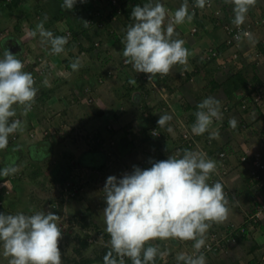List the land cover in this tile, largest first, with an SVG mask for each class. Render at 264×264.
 Instances as JSON below:
<instances>
[{"label":"crops","instance_id":"crops-1","mask_svg":"<svg viewBox=\"0 0 264 264\" xmlns=\"http://www.w3.org/2000/svg\"><path fill=\"white\" fill-rule=\"evenodd\" d=\"M40 1L18 0L12 10L9 9L6 12L0 10V23H6L2 28L5 30V35H8L3 38L4 42H12L9 38L18 40L19 37L22 40L23 35L24 39L22 42L27 46H29L28 44L32 46V43L36 42L35 52H39L41 50L44 51L45 43H42V38L39 34H37L36 37L31 36L37 24L43 23L44 29L48 25L45 30L54 31L56 29L59 34L62 33V30L67 25L63 20L65 19V14L62 12L64 8L61 7L63 1H41L44 3L45 11L41 9ZM152 2L163 4L164 7L168 9V18H170L175 10L183 3V0H152ZM187 2L189 13L192 14L189 0H187ZM17 5L20 7H17ZM219 5L224 13L219 19L220 22L223 21L224 18H229L231 13L234 16L232 11L233 5L226 3L225 0H220ZM263 7L264 0H255V4L249 8L246 14L245 22L258 17ZM87 9L89 8H86V10ZM31 10H33V13ZM37 10H42L45 15L39 14ZM197 13L194 14L191 22L186 20L185 23L175 26L176 34L173 36V39H182L185 42L184 47L187 48L189 52L187 63L184 65H174L169 74L164 76L163 80H166L162 84L161 82H157L160 77L158 74L157 79L155 78L156 80H154L152 84L157 87L159 85L160 88H156L154 99L150 100L151 102L148 100V103L146 102V89L143 86L147 82L143 73L141 81L143 84L142 87L145 90L141 88L143 96L140 101L139 98L136 99L134 94L136 92H134V88L130 86L131 83L129 81L132 80L131 73H128L126 78L125 75L122 76L112 70L109 77H99L106 66L99 65L96 62V55L94 56L93 54H98L97 52L99 51L107 53V55L109 53L108 57L110 59H107V61L119 62V65H121L120 62L125 59L122 54L124 45L121 44V46H116L112 41L105 39V41H107L106 45L104 44L97 48L92 46L90 49H87L89 48L88 41L84 39L81 30H78L79 27L76 25L77 21L70 16L68 20H71L73 25L69 24L68 26L70 27L71 25L72 28L78 32L77 35L83 39V41L78 42H82L83 47L81 48L79 45L76 48H71V52H69L71 55L68 53L69 50L67 47H64V51L61 54L63 56L62 58L64 60L67 55L72 58V56H74L73 51H77V53H79L78 51H81V53L84 51L88 56L84 54L81 55L86 60L89 59V63L83 66L84 69H79L81 73L80 76L78 75L80 73H76V77H72L70 81L63 79L64 82L66 81V84H72L69 94H66V98L71 100L74 98L71 101L70 110L68 109V111H66L69 117L73 116L69 119L70 124H68V129L65 130L64 127L55 128L58 124L56 122H51V108L43 110V120H39L38 118L36 120L33 113L30 112L27 113L26 116L20 115V108L14 105L17 115L22 121L23 128V131L18 130L16 133L20 132V135H22V133L25 132L26 135L27 132L33 130V126L35 127V133L33 137H30L26 141H10L6 147L0 149V154L1 156L3 155L2 158L5 159H3L4 163L1 164L3 168H13L14 164L16 165V160L21 154L26 156L29 155L31 160L36 162L34 165L37 166L41 164L47 167L42 172L48 171L47 176L49 178L54 175L55 164H67L68 166V162H72L71 160L74 158L72 156L74 155L75 162H77L78 165H86V167L83 166L81 168L71 169L72 175L74 174L73 180L74 178L84 180V183L82 182L83 190L73 197L75 205L73 204V206H70L72 212H81L83 211L81 208L82 206L87 207L88 205H93L94 202L106 204L103 188L107 177L115 175L119 178L124 173H131L133 166L129 167V164L132 160L136 163L135 166L146 169L151 167V162L165 160L170 155H180L182 151L178 152V150L187 148L191 151L205 154L206 158H211L216 161V170L210 175V179L207 182L213 184L218 181L223 185L224 190H228V192L225 193L228 201L227 207L229 209L227 219L219 224L213 223L215 228L216 226L218 228H224L225 225H230L232 223L237 225L243 224L246 228V234H243L244 236L243 238L241 237V239H247L248 237L256 238V240H258V245H264V235H259V230L263 231L261 228H264V213L258 224L259 227L249 223L247 215L250 213L255 199V195L253 194L254 186L252 178L249 176L248 165L240 162L239 156H236L235 153L238 151L241 153L245 151L253 152L257 148L260 143V131L264 129V112L261 111L259 107L254 106L241 110L240 107L237 106L239 102V97L237 96H239L240 92L234 87L235 85H230L228 81L232 73L229 72L227 75L223 73V70H229L232 67L233 62H236V64L240 66L239 68H235L239 70H248L252 63L251 60L253 59L252 54L254 50H260L261 47H264V26L260 27V30L257 28L252 36L250 35L249 37L243 38L240 43V48L236 51L237 55L233 57V48H231L226 41V32L223 26L219 22H217V25H215L216 23H212L207 12L203 13L199 11ZM50 14L52 16H50ZM36 15L38 16L35 17ZM50 18H52V20ZM118 21L119 20H117V24ZM112 23H114V21ZM167 23L168 21L166 25ZM195 25L196 27H194ZM108 26L109 24L105 29L109 32H121V30L125 29L122 24L121 27L118 28L115 26L113 28ZM192 26L195 29L191 30L190 28ZM2 33L3 32L0 31V36ZM188 39L189 41H187ZM0 45L1 47L3 46V57V53L6 49L2 41ZM209 47L215 48L218 51V56L206 60L201 56L204 50ZM116 52L117 55L114 58ZM58 55L60 56V54ZM53 61V65L58 63L57 59L54 57ZM260 61L259 64H256L258 67L255 70L259 75V79L252 78L251 75L253 72L249 69L248 74L250 77L248 76V80L249 83H253V86L257 83H263L264 80V69L261 71V68L264 67V59L261 58ZM63 62L67 67L71 68L70 65L72 63L67 65L65 61ZM182 72L185 73L182 74ZM194 73L195 75L200 74L199 76L205 74L207 77L206 80L200 78L205 84L201 90L190 80L192 78L191 75ZM45 81V100L49 104L59 102L63 96L61 93L67 91L58 88L59 86L57 83L59 84V82L57 81H59V79L57 76H51L50 74V77ZM86 85L88 86L87 88H91H89L91 94L88 95L89 97H93L91 101L87 100V92L82 89ZM230 87L232 89L234 88L235 91L232 94V96H234L232 99L228 96V88ZM207 97H214L220 101L222 116L220 119H215L214 124L212 123L208 131L203 135H195L191 131V125H193L191 118L196 119L194 113L198 110L197 104ZM227 101H232L230 104L231 108L229 110H224L222 105ZM133 107H135L137 111H134ZM96 108L103 110L102 115L98 116L95 113ZM165 114L171 117L163 126V136L166 138H162L158 140V144L152 145L148 139L147 141L144 139L145 134L143 133L145 132L143 131H145V129L143 128L146 127L149 131L154 125L158 126L157 121L159 116ZM87 117L90 118V123L92 124L90 129L86 124ZM183 117H187L189 120L185 122ZM232 118H235L237 121V126L234 129L229 126V120ZM187 124H190L189 130L191 131L189 142L181 135V133L186 130ZM243 125L245 127H243ZM169 128H171V131H168ZM111 129H113V131H111ZM43 131L48 134L45 135ZM213 133L218 134V137L210 140L209 136ZM163 139L164 143L168 145H171L172 141L174 142L172 153H165L164 156L161 154L164 148ZM203 143H205L204 146ZM210 146H212L211 149L209 148ZM214 146H216V148ZM25 148L27 149L25 150ZM223 149L229 153L227 159L221 161L217 156V152ZM69 155L70 157L68 158ZM223 169H226L225 172L222 171ZM37 170H31L29 175L20 171L21 176L19 179L25 180L28 177L31 178V181L33 179L46 180L47 176L40 172V170ZM61 179L64 180L62 176ZM50 181L51 178L46 182L50 190L51 186H60L59 180L57 185L51 184ZM67 205H69L68 202L62 204L63 208ZM100 222L103 227L105 226L104 228H100L105 231L106 225L104 219ZM210 230L211 229H208L206 237ZM259 236L261 237L258 238ZM189 242L188 248H192L194 241L189 240ZM160 244H163V241L160 242ZM254 245L258 246L257 243ZM256 246V250L261 249V246ZM230 249L218 257L222 264H228V260L226 262L223 260L229 255ZM215 254H219V252ZM222 256L224 258H222Z\"/></svg>","mask_w":264,"mask_h":264},{"label":"clouds","instance_id":"clouds-1","mask_svg":"<svg viewBox=\"0 0 264 264\" xmlns=\"http://www.w3.org/2000/svg\"><path fill=\"white\" fill-rule=\"evenodd\" d=\"M11 1L0 0V10H12L13 7L9 6ZM76 2L77 0H63L61 7L72 10ZM225 2L233 5V23L237 26L245 22L249 8L255 4V0ZM194 7L204 8L205 0H195ZM199 11L202 10L197 9L194 13ZM194 13H189L187 0H183L170 18L168 10L159 2L148 0L142 6L137 4L132 7L130 19L133 22L127 25L121 40L125 63L130 64L136 73L149 74V81H153L157 74L168 75L174 65L186 64L189 52L184 47L185 42L173 39V36L176 34L175 26L186 20L191 22ZM166 18L168 23L165 26ZM84 22L87 27L88 22ZM45 29L43 23H39L31 36L39 34L42 43H50L51 54L62 53L67 39L53 36L51 31ZM8 49L4 51L3 58H0V149L7 146L11 134L23 131L22 121L12 119L17 116L14 105L20 106V115L26 116L35 103L38 91L34 87L33 75L24 71L21 61L25 59L23 53L18 51L14 55L12 48ZM260 52L261 58L264 57L261 50ZM258 60L255 61L259 62ZM70 66L74 71L78 70L79 62ZM129 82L137 83L136 79ZM239 92L241 94L243 90ZM244 95L238 98L240 102L237 101L241 110H245L241 107L242 98L250 100V96ZM230 104V101L223 103V109L229 110ZM197 109L191 131L195 135H203L214 119L221 118L220 101L207 97L197 104ZM170 119L166 114L161 115L157 124L163 127ZM155 126L158 127H153ZM229 126L236 128L235 118L229 120ZM151 129L152 127L150 133ZM155 137L158 140L164 138L162 133ZM217 137L218 134L213 133L209 139ZM179 151L182 154L151 162L150 168L133 166L131 173H124L119 178L115 175L107 177L103 188L106 232H102L110 236L111 251L105 257V264H117V259L112 256L113 252L119 257V264H124V257H128L132 264H154L158 247L145 245L157 239L194 241L193 248L199 252L205 245L206 233L212 223L219 224L227 219L229 209L223 185L218 181L213 184L207 182L216 170V161L187 148ZM14 171V168L6 167L0 170V175L6 176ZM58 219V215L51 210L37 211L30 215L23 212H0V245L3 256L10 258L8 264H61L59 241L62 233L57 224ZM213 229L215 227L211 230ZM176 260L178 264L181 261L183 264H206L202 253H178Z\"/></svg>","mask_w":264,"mask_h":264},{"label":"rangeland","instance_id":"rangeland-1","mask_svg":"<svg viewBox=\"0 0 264 264\" xmlns=\"http://www.w3.org/2000/svg\"><path fill=\"white\" fill-rule=\"evenodd\" d=\"M41 1H43V0H41ZM106 1L107 0H84V2L83 3L81 2V3H82V6L89 8V10L91 11L93 9V7H99V8L105 7L104 3ZM78 2H79V0H77V2L75 4L77 6L76 8H80L78 6L79 4H77ZM17 7H20V6L17 5ZM40 7L42 10L45 9L43 2L40 3ZM14 10H17V9H14ZM42 10H37V12H39V14L45 15ZM64 10H66V9H64ZM68 11L69 10H67V12ZM31 12L33 13V10H31ZM32 13H31V16H32ZM0 15H1V13H0ZM29 16H30V14H29ZM37 16L38 15H36L35 17H37ZM50 16H52V15L50 14ZM69 17H70V15H67V14L64 15L65 19H63V20L67 23L66 26H68L69 24L73 25L72 21L68 20ZM50 19L52 20V18H50ZM117 20H119L118 24H117ZM167 21H168V18H166V20H165V25H166ZM124 22H125V19L122 20V19L117 18V19H114V23H112L113 25L112 24H109V25L112 28L114 26L118 28V27H121V24H122V26H124V24H125ZM5 25H6V23L5 24L0 23V27H3ZM45 25H47V24H45ZM47 27H48V25L46 26V28ZM70 27H72V26L70 25ZM0 29L3 32L0 37L2 38V44L4 43V45H5L4 46L5 49L7 50L8 47H9V49L12 48L11 52L14 55L18 51H20L21 54L23 53L25 59H30L29 64H27V70H25V71L30 72V73L32 71V73H31L32 75L36 74L35 75L36 78H34L35 79L34 87H36L38 89V91H37V95L35 98V103L33 104L31 111H29V112L33 113L36 120H37V118L39 120L40 119L43 120V118H44L43 110L47 109V108H49V109L51 108L52 109L51 122L52 123L56 122L58 124V126H56L55 128L64 127V129L67 130L68 126H69L68 124H70L69 119H70V117H73V116L69 117V114L66 111H68V109L71 107V104H72L71 101L74 98L72 100L69 98H66V94L67 95L69 94L70 88L72 87V84L68 83L69 84L68 85V84H66V81H68V80L70 81L72 79V77H76V73L77 74L80 73L79 69H84L83 66H85V64L89 63V59L86 60L81 55V54H84V55L88 56V54L84 51H83V53H81V51H78L79 53H77V51H73L74 56H72V58H70L72 60L71 62L72 63L77 62V61L79 62L78 70L73 72V70L71 68L67 67L65 65V63L63 62V58H62L63 56L61 55L62 53H60V56L58 54H51L50 43H45V45H44V47H46L45 50H47V47H48V49L50 51L45 52V50H44V52H45L44 54H43L42 50L39 52H35V48H36V44H37L36 42L32 43V46H30V44H28L29 46L25 45V43L22 42V40L24 39L23 35H22V40L18 37V40L9 38V40H12V42H4L3 38L5 36H8V35H5V30L3 28H0ZM190 29L192 30L193 26ZM258 29L260 30L261 28H258ZM104 30H106V29H104ZM104 30L99 31L100 36L102 37V40H105L106 36H107V32ZM105 33H106V36H104ZM76 37L78 38L77 39L78 41L82 39L78 35ZM107 38H108V41H112L111 36H107ZM187 41H189V39ZM105 45H106V43H105ZM76 47H77V45H75L74 48H76ZM261 51H262L263 56H264V50H261ZM95 52H97V51H95ZM46 53H48V54H46ZM97 53L98 54H96V53L93 54L94 56L96 55V62L101 66H106V67H104V70H102V73L99 75V77L100 76L109 77L110 72L112 70L117 72V74H121L122 76L125 75L126 78L128 76V73L129 74L131 73V79H136V82H137L135 84L131 83V85H130V86H132V88H134L133 89L134 92H136V93H134L136 96V99L139 98V101L142 100L141 99V97L143 96L142 95L143 94L142 89L143 90L146 89L145 94L147 96L146 97L147 103H148V100L150 101V100L154 99V94H155L154 92H156V88L157 89L160 88L159 85L157 87V86H154L152 84V82H154V80H156L157 77H155L156 79L154 78L153 81H149L148 78H146L147 83H145V85H143L145 87V89H144L140 85V84H142V81H141L142 73H136L132 69V66L130 64H126V63L124 64L123 62H125V60H122V62H120L121 65H119V62L116 63V62H111L110 60L107 61V59H110L108 57L109 53H108V55H107V53H104L101 51H99ZM118 54H119V52H118ZM39 55L42 56V58L46 57V60L50 61V64L49 65L47 64L49 69L44 74H41V73L39 74V72H38L39 68H37V69L35 68V64H36L35 60H37V57ZM116 55H117V52L115 53L114 58L116 57ZM53 57L55 59H57V61H58V63H56L54 65H53V63H54ZM84 57H86V56H84ZM0 58H3L2 54H0ZM262 59H264V57H262ZM251 62H256V64H259L261 61L257 62L254 59H252ZM235 67L239 68L240 66L237 65L236 62H233L232 67L229 70L228 69L223 70L224 75L229 74V72H231L233 74L234 72L238 71L239 69H237ZM262 69H264V67L261 68V71H262ZM50 70L52 72H50ZM245 72H246V70H245ZM50 74H51V76H53V75L57 76V78L59 79V81H57V82H59V84L57 83V85L59 86L58 88H60L61 90L64 89L67 91L65 93H61V95H63V96L59 102H57V103L54 102L52 104H49L45 100L46 97L44 94L45 93L44 81L50 77ZM143 74L149 75V74H145V73H143ZM182 74H183V72H182ZM34 75H33V77H35ZM78 75L80 76L81 73ZM194 75H195V73L191 75L192 78L190 80L196 85V87L198 89L201 90V88H203L205 86V84L200 78H204V80H206L207 77L205 76V74L202 76H199L200 74L195 75V76ZM231 75L229 77H231ZM161 77H164V76H161ZM63 79H65L66 81L64 82ZM165 80L164 81L162 80L161 84L163 82H165ZM229 84H230V82H229ZM87 87L88 86L86 85L82 89H84V91L86 90L87 95L86 94L85 95H86L87 100H88V97H89L88 95L91 94L90 93L91 88L89 87L90 89L89 88L87 89ZM147 88H149V89H147ZM236 88L239 91H241V89H242L241 87H240L241 89L238 87H236ZM92 100H93V97H92ZM74 102H75V100H74ZM133 110L137 111V109L135 107H133ZM75 118H76V116H75ZM184 118H186V119H184ZM183 120L186 122L189 119H187V117H183ZM86 124H87V127L90 129L92 124L90 123V118H88V117H87ZM213 124H214V121H213ZM189 126L190 125L187 124V127H189ZM158 128L160 129L162 136H163L164 135V128L160 127V126H158ZM32 129L35 131L34 126L32 127ZM43 133L45 135L48 134L45 131H43ZM182 133H181V135H182ZM26 135H25V132H23L22 135H20V132H18V133H16V138L11 139L9 141H13V142L14 141H22V140L26 141L31 137L30 132H27ZM163 137L166 138L165 136H163ZM163 143H164V139H163ZM151 144L155 145L153 143H151ZM165 144L166 143H164L163 152L161 153V154H163V156L165 153H172L174 142L172 141L171 145H168V144L165 145ZM204 145H205V143H203V146ZM214 147L216 148V146H214ZM209 148L211 149L212 146H210ZM26 149L27 148H25V150ZM235 153H236V156H240V154H241L240 151L235 152ZM2 156L0 154V158H2ZM28 156H26L24 154H21L19 158L17 156L18 159L16 160V165L14 164L13 168L15 169V171L13 173L18 178V189L10 191V193L5 196L6 199H5V202L3 204V205H5L4 207L6 208L4 211L5 214H16L18 212H23L24 214L30 215V214H33L37 211L46 212L48 210H51L55 214H57L59 217L57 224H58V227L60 228L61 233H62V237L59 241V248L61 251V264H69L73 257H77V258L80 257L81 258V256H84V257L93 256L95 254V252L98 251L102 246L111 245L110 244V236L107 233L103 234L102 228H100V227H103V225H101L100 221H102V219H104L103 209L106 207V204H103L101 202H99V203L94 202L93 205H88L87 207L85 206L86 208L82 206L81 208L83 209V211H81V212L80 211L72 212V208H70V206H73V204L75 205V203H74L75 200H73V197L75 195L79 194V192H81V190H83V187L80 186L81 189L73 187V185H70L73 182L70 181L68 178L64 177L65 175H67V174H64V170L67 169V164L64 166H62L61 164H58V165H60V167H58V168H61V169H57V167L54 168V172H53L54 175L52 174L53 176L49 177V178H51L50 182H51V184L57 185L58 184L57 182L59 180L60 186L59 187L51 186V190H50L49 189L50 187L47 186L48 184L46 183L47 181H49V178L47 176L48 171L42 172L47 167H45L41 164H38L37 166L34 165L36 162H33L31 160V157L30 156L28 157ZM72 157H74V158H73V160H71L72 162H68L69 164L77 166L79 168H81L83 166L86 167V165H84V164L78 165V163L75 162V156L73 155ZM3 159L4 158L0 159V164L4 163L5 159L4 160ZM135 165H136V163H134V161L132 160V162L129 164V167L135 166ZM54 166H57V164H55ZM0 168H3V166L1 165ZM33 169L34 170H37V169L40 170V172H42L45 176H47V179L44 181H42L41 179L40 180H34L33 179L31 181V178H28V177L25 180L19 179L21 176V173H19V171H22L23 173L29 175L30 174L29 172ZM4 176L5 175H0V179ZM61 176L64 178V180L61 179ZM67 202L69 203V205H67L63 208L62 204L67 203ZM83 217H85V219H83ZM259 223H260V221H258L256 224L258 227H259V225H258ZM214 227H215V225H213V223H212V227H210L209 229H212ZM216 228H217V226H216ZM261 230H263V231L259 230V232H260L259 235H264V228H261ZM260 237L261 236H259L258 238H260ZM81 239L86 240L88 242V245H83L80 241ZM162 241H163V244H160V242H162ZM188 243H190V242L189 241H181V240H172V239L160 241L159 239H157V240L149 241L148 243H146L145 247H148V246H157L158 247V255L154 261V264H178V261L176 260V256L178 253H184V254L187 253L188 249H190V248H188L189 247ZM255 243H257V245H258V240H256V238H249L248 237L247 239H241V237H239L238 239H236V243H232V244L228 243L220 251L221 253L219 252V254H215V253H212V254L210 253L207 255L204 254V256L206 258V264H222L218 257H220L222 254H224V252H227V250L230 248L231 249L229 251V255L226 256L225 260L222 259L224 262H226L228 260V264H249L250 259H252L254 257L259 258V257L264 256V247H263L264 245H261V244L258 245L259 247L261 246L260 250H256V248L252 249V246ZM254 246H256V245H254ZM258 246H256V247H258ZM160 253H162L163 255H160ZM223 256H222V258H224ZM8 259H10V258H5L3 256V248H2V245H0V264H8ZM179 264H183V262L181 261V262H179Z\"/></svg>","mask_w":264,"mask_h":264},{"label":"built area","instance_id":"built-area-1","mask_svg":"<svg viewBox=\"0 0 264 264\" xmlns=\"http://www.w3.org/2000/svg\"><path fill=\"white\" fill-rule=\"evenodd\" d=\"M219 1L220 0H205V7L201 9V8L194 7L195 0H189L190 10L192 12H195L197 9L198 10L200 9L205 13L207 12V14L209 15L210 21L212 23L217 24V22H219L223 26L226 32V41L231 46V48H233V57H234L237 55L236 53L237 49L240 48L241 40L243 38L249 37L244 34L250 33L252 35L257 28L264 26V7L261 9L258 17L252 18L251 20L244 22L242 25L237 26L233 23L234 16L232 15V13L230 14L229 18L227 19L224 18L223 21L220 22L219 19L221 18L222 15H224V13L222 12V9L219 5ZM117 3H118L117 0H107L104 3L105 7L103 8L93 7V9L91 10L92 15L87 16L84 20L88 22L87 28H89L90 30H93L94 28H98L99 30L103 31L107 26V23H108L107 19L108 21H110V24H112L114 19H116L117 17L116 15L115 16L112 15V17L109 18V15L111 11L113 10L114 6L117 5ZM71 28L72 27L66 26L62 30L61 34L63 35V37L67 39V43L65 45L69 44V42L73 41V39H74V42H78L76 38H73V33H72ZM52 33H53V36H55L54 32ZM81 40L83 41V39ZM106 42L107 41L102 40L101 36H95L92 44H93V47L97 48V47H100L101 45L103 46ZM45 49L46 47H44V50ZM48 51L50 50L47 47V50H45V52H48ZM45 52L43 51V54ZM0 54H2L1 50H0ZM216 56H218V51L213 47H209L208 49H205L202 54V57L206 60H209L212 57H216ZM252 56H253V59L255 60L260 59L261 58L260 50H254ZM21 61L24 64L25 70H27V64H29L30 59H23ZM35 61H36L35 68L36 69L39 68V71H38L39 74L40 73L44 74L48 71L49 69L48 65L50 64V61H47L46 57L42 58V56L39 55L37 57V60ZM123 63L125 64V62ZM50 72L52 71L50 70ZM34 78H36V76ZM88 100L91 101L92 97H88ZM241 101H242L241 107L243 109H247L249 107L254 106V107H259L260 110L264 112V80H263V83L261 84L257 83L255 85V89L250 94V100L246 98H242ZM17 107L20 108V110H22L20 106H17ZM224 108H227V106L224 105ZM12 119H20V117L17 115L16 117H13ZM243 127L245 126L243 125ZM260 132H261L260 138H259L260 143L257 146V148L253 152L245 151L244 153H241L239 156L240 162L246 163L248 165L249 176L252 178V182L254 186L255 199L253 202L252 209L250 210V213L247 215V219L250 224L257 223L262 218L263 213H264V129L261 130ZM34 133H35L34 130L30 131L31 137H33ZM151 133L155 136L161 135L158 127L156 126L152 127ZM183 137L189 140L191 137L190 131L186 129L183 132ZM15 138H16V132L11 134L8 137L9 140L15 139ZM228 153H229L228 151H225L223 149L217 152V156L221 159V161H224L225 159H227ZM225 170L226 169H223L222 171L225 172ZM6 182L7 181L3 183L5 184V186L2 189V195H7L11 191L10 182L8 183ZM227 192L228 190L225 189L224 193H227ZM2 199L3 198H1L0 196V204L2 202ZM238 230L242 232L245 231L244 225L242 224L237 225V224L232 223L230 225H225L224 228H215L209 231L207 238L205 239V245L199 250V252H196L195 249L192 247L187 251L186 255H199L201 253L204 255L206 253L219 252L228 243L230 244L236 243V234ZM125 258L126 257H124L123 259ZM260 264H264V256L261 257Z\"/></svg>","mask_w":264,"mask_h":264},{"label":"trees","instance_id":"trees-1","mask_svg":"<svg viewBox=\"0 0 264 264\" xmlns=\"http://www.w3.org/2000/svg\"><path fill=\"white\" fill-rule=\"evenodd\" d=\"M36 1L39 2L40 0H36ZM17 2H18V0H12L11 3H9L10 4L9 6L10 7H14V5H16ZM117 2L118 3H117V5L114 6L113 10L111 11V13L109 15V18L112 17V15H114V16L116 15V17L118 19H122V20L125 19V22H124L125 23L124 24L125 29L121 30V32H116V31L109 32V31H107V29L104 30V31L107 32V36H111L112 37V42L115 43L116 46H119V45L121 46V44H122L121 43V38H123L125 33H126L127 24L133 22L130 19V13H131L132 7H134L137 4H140L142 6L144 3L148 2V1L147 0H117ZM78 4H79V6L81 5L80 8H76L77 6L75 5L72 10H69L67 12V10L62 9V12H64L63 14H67V15L72 16L73 19L75 21H77L76 25H77V27H79L78 30H81V32L83 33L82 35L84 36V39H86L88 41V43H89V48H87V47L86 48L90 49L93 46L92 42L94 40V37L95 36H100V33H99L100 30L98 28H94L93 30H90L89 28L85 27L84 20H85V18L87 16L92 15L91 14L92 11H90L89 9L86 10V7L82 6L81 0H79ZM192 13H194V12H192ZM107 22H108L107 25L110 24V21H108V19H107ZM108 27H110V25ZM0 28H2V27H0ZM71 29H72V33H73V38H76L78 32L74 28H71ZM0 31H1V29H0ZM52 32H54L55 36H62L63 37V35L59 34L56 31V29L54 31H52ZM104 36H106V33H105ZM107 36H106V39L108 40ZM1 41H2V38H1ZM1 41H0V44H1ZM75 45H77V46L80 45L79 47H81V48L83 47L82 42H80V43L76 42L75 43L74 39H73V41H71V42H69V44L65 45V47H67V49L69 50L68 53L71 52V48H74ZM260 49L264 50L263 47H261ZM0 50H1V45H0ZM69 54L71 55V53H69ZM63 61H65L67 65H70V63H72L71 59H70V56H66ZM257 67L258 66L254 62H252L250 67L248 68V70L246 69V72H245V70L236 71L228 79V81L230 82V85H235L234 86L235 88L236 87H241L243 89L244 93L242 92L240 96H243L245 94L244 95L245 97H249L251 92H252V90L255 89V85L253 86V83H249L248 76L250 77V75L248 73H249V69H250V71L253 72L251 77L254 78V79H259V75H258V73H256L257 71L255 72ZM24 71H25V68H24ZM142 76H143V74H142ZM144 77L148 78V75H145ZM156 77H158V74H157ZM163 78L164 77L160 76L157 82H161L163 80ZM140 85L142 86L143 84H140ZM234 92H235L234 88L233 89L231 87L228 88V96L231 99L234 97V96H232V94ZM240 96H237V97H240ZM238 101L240 102L239 99H238ZM199 102H201V101H199ZM230 102H232V101H230ZM95 113L98 116H100V115H102L103 110L96 108L95 109ZM191 121H192V124H194L195 118H191ZM143 129H145V131H143L145 133L142 132L143 134H145L144 135V139L146 141L148 139L150 143L158 144V138L153 136L148 131V129L146 127L143 128ZM186 129L188 131H190L189 127H187ZM111 131H113V129H111ZM8 143H10L9 139H8ZM218 151H220V150H218ZM69 157H70V155L68 156V158ZM69 165L67 166V169L64 170V174H67L64 177L68 178L70 181L73 182L70 185H73V187H75V188H80V186H82V182L84 183V180L83 179L80 180L79 178H74V180H75L74 181L73 180L74 174L72 175V171H71L72 168H79V167L71 165V164H69ZM62 166H64V164ZM0 167H1V164H0ZM56 167H57V169H61V168H58V167H60V165H58V164H57V166H55V168ZM0 170H2V169L0 168ZM19 173H21V172L19 171ZM70 175H72V176L68 177ZM5 181H7L6 183L10 182L11 191L18 189V178L15 176V174L13 172L11 174H9V175H6V176L2 177L0 179V196H1V198H3L2 202L0 204V212H4L5 209H6L4 207L5 205H3L4 202H5V199H6V197H5L6 195H2V189L5 186V184H3V183ZM83 219H85V217H83ZM256 224L257 223H255L254 225H256ZM245 231H246V228H245ZM245 231L242 232V231L238 230L237 234H236V239H238L239 237L243 238V236H244L243 234H246ZM80 241H81V243L83 245H88V242L86 240L81 239ZM254 248H255V246L253 245L252 249H254ZM110 251H111V245H104L98 251H96L93 256H89V257L81 256V258L80 257L79 258L73 257L69 264H88V263L93 262V261H100V262L105 264V257L108 255V253ZM112 256L117 259V264H119V259H118V257H116V254L114 252L112 253ZM260 261H261V257H259V258L254 257V258L250 259L249 264H260ZM124 264H132V262H131V260L128 257H126L124 259Z\"/></svg>","mask_w":264,"mask_h":264},{"label":"water","instance_id":"water-1","mask_svg":"<svg viewBox=\"0 0 264 264\" xmlns=\"http://www.w3.org/2000/svg\"><path fill=\"white\" fill-rule=\"evenodd\" d=\"M88 264H104V263H102V262H100V261H93V262H90V263H88Z\"/></svg>","mask_w":264,"mask_h":264}]
</instances>
